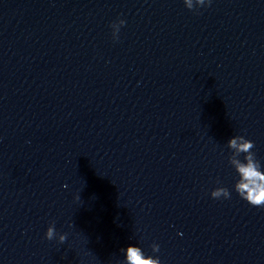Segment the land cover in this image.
<instances>
[{
    "label": "clouds",
    "instance_id": "9594fccd",
    "mask_svg": "<svg viewBox=\"0 0 264 264\" xmlns=\"http://www.w3.org/2000/svg\"><path fill=\"white\" fill-rule=\"evenodd\" d=\"M189 10H195L198 7L210 6L212 0H183ZM124 20H118L111 25L114 40L119 39L120 28L125 25ZM227 147L231 150L229 163L238 174V180L234 185L235 192L253 207L264 208V171L261 170V163L252 151L255 147L253 141L246 139L242 135L233 136L227 142ZM243 154V160L240 159ZM213 199L231 198V193L225 187H217L211 192ZM77 200L81 199L78 195ZM72 226L71 224L69 225ZM67 233H58L55 228V222L50 223L45 232V238L49 241L58 239L60 244L67 240ZM152 251L159 252V245L153 244ZM125 251L124 264H161L160 259L146 256L143 250L138 246H128Z\"/></svg>",
    "mask_w": 264,
    "mask_h": 264
}]
</instances>
